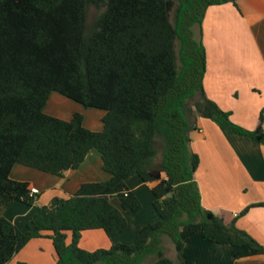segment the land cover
I'll return each instance as SVG.
<instances>
[{
	"label": "trees",
	"instance_id": "trees-1",
	"mask_svg": "<svg viewBox=\"0 0 264 264\" xmlns=\"http://www.w3.org/2000/svg\"><path fill=\"white\" fill-rule=\"evenodd\" d=\"M238 1L0 0V206L37 201L28 182L10 177L17 164L64 176L97 150L111 176L38 207L26 231L1 217L0 264L43 237L53 240L58 264H178L166 256L162 235L185 264L180 229L190 224H200L210 242L264 254L248 233L203 206L195 177L200 159L190 144L198 117L264 144V113L246 130L204 91L206 49L196 29L201 34L209 7ZM92 6L100 12L89 26ZM52 93L105 111L103 130L86 127L82 113L71 120L47 114ZM135 176L156 183L158 220L131 245L83 249L85 231L101 229L111 239L127 231L111 200L139 212L142 203L127 183Z\"/></svg>",
	"mask_w": 264,
	"mask_h": 264
},
{
	"label": "crops",
	"instance_id": "crops-1",
	"mask_svg": "<svg viewBox=\"0 0 264 264\" xmlns=\"http://www.w3.org/2000/svg\"><path fill=\"white\" fill-rule=\"evenodd\" d=\"M196 37L201 39L206 49L203 81L206 96L222 110L230 112L233 123L246 130H254L264 113V0H239L238 7L232 3L209 7L201 34L197 28ZM53 95L45 107L47 114L71 120L75 113H79L68 112L69 107L66 110L64 96ZM52 97L54 99L51 100ZM49 104L53 109L47 112ZM103 117L101 115L100 125L92 130H103ZM190 144L200 159L195 177L203 206L226 224L234 222L238 229L264 246V206H253L264 203V144L225 129L205 117H198L190 132ZM96 151L88 154L79 169L67 171L64 176L15 165L10 177L28 182L30 188L39 190V194L35 195L37 201L33 205L17 201L9 208L0 206V218L5 217L26 231L38 207L49 205L55 197H71L85 182L110 179L111 176L103 170L101 154ZM127 183L139 199L142 195L147 196L154 203L152 189L156 183H145L137 176L128 179ZM111 202L124 211L119 200L113 198ZM247 208L248 211L240 215ZM150 218L136 224L129 236L125 234L131 225L129 217L127 231L113 239L101 229L85 231L80 246L93 251L108 249L114 243H132L144 225L158 220V213L152 212ZM180 234L184 243L181 256L185 264H264V254L249 247L221 245L206 240L200 224L183 226ZM160 241L168 256L163 236ZM68 242H71V236ZM9 264H58L53 240L49 237L33 239Z\"/></svg>",
	"mask_w": 264,
	"mask_h": 264
},
{
	"label": "rangeland",
	"instance_id": "rangeland-1",
	"mask_svg": "<svg viewBox=\"0 0 264 264\" xmlns=\"http://www.w3.org/2000/svg\"><path fill=\"white\" fill-rule=\"evenodd\" d=\"M99 12H100V10L97 7H95V6L90 7L89 16H88V25L89 26H92L94 24ZM58 95H59V93H54L53 96L55 97ZM54 97H52L51 100L54 99ZM63 99L67 101L66 110L68 107L70 108L68 110V112L73 113V111L74 112L77 111L79 113L84 114L85 120H86L85 125L89 129H91V130L96 129L95 127L96 126L98 127L100 125L101 115H105V113H106L105 111L100 110V109H95V108H86L83 105H81V104H79L73 100L67 99L65 97ZM52 109L53 108L50 107V104H49L46 111L50 112V110H52ZM98 131H100V130H98ZM140 201L142 203V209L139 212H132V211H126V210L123 211L127 220L129 217V219L131 221V225L129 226V229L127 231L128 233L127 232L125 233V234H127L126 236H129L132 233V231L134 230V226L136 224H140V222L143 220H150L151 219L150 217L152 216V212H156L154 209L153 203L150 202V200H148L147 196L142 195ZM162 236L165 239V245L167 247V249H166V253L168 255L167 257L173 259L177 263L178 259L175 257V245L173 243V240L167 235H162ZM124 239H126V237ZM134 242H135V240H134ZM134 242L128 243L127 245H131ZM153 260H154L153 258L150 259V262Z\"/></svg>",
	"mask_w": 264,
	"mask_h": 264
},
{
	"label": "built area",
	"instance_id": "built-area-1",
	"mask_svg": "<svg viewBox=\"0 0 264 264\" xmlns=\"http://www.w3.org/2000/svg\"><path fill=\"white\" fill-rule=\"evenodd\" d=\"M39 194V190L37 188H31V195Z\"/></svg>",
	"mask_w": 264,
	"mask_h": 264
}]
</instances>
